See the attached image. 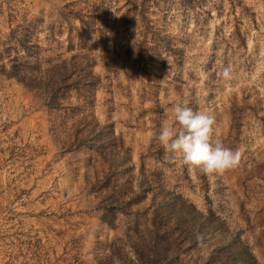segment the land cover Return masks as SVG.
Masks as SVG:
<instances>
[{
	"label": "rangeland",
	"instance_id": "374dc122",
	"mask_svg": "<svg viewBox=\"0 0 264 264\" xmlns=\"http://www.w3.org/2000/svg\"><path fill=\"white\" fill-rule=\"evenodd\" d=\"M62 62L83 76L48 107ZM176 104L241 165L170 161ZM155 205L178 226L149 264H264V0H0V264H138Z\"/></svg>",
	"mask_w": 264,
	"mask_h": 264
},
{
	"label": "clouds",
	"instance_id": "9594fccd",
	"mask_svg": "<svg viewBox=\"0 0 264 264\" xmlns=\"http://www.w3.org/2000/svg\"><path fill=\"white\" fill-rule=\"evenodd\" d=\"M222 75L230 79L231 69L226 67ZM172 114L175 124L163 126L158 136L170 161L180 158L190 171L207 176L223 175L241 165L239 149L232 150L214 139V115L182 104L174 105Z\"/></svg>",
	"mask_w": 264,
	"mask_h": 264
},
{
	"label": "trees",
	"instance_id": "16d2710c",
	"mask_svg": "<svg viewBox=\"0 0 264 264\" xmlns=\"http://www.w3.org/2000/svg\"><path fill=\"white\" fill-rule=\"evenodd\" d=\"M72 67H68L66 63L62 62L60 65H58V69H61L62 71L58 72L60 74L57 78L51 79V77H47V80L41 81V84L44 86V91L46 94L45 100L48 104V107L56 108L60 105V103L57 102L59 97L56 94V91H58L62 86H74L75 89L77 88V84L80 82V75H82L78 70H80V67L77 65H71ZM81 71V70H80ZM80 74V75H79ZM72 76H74L72 78ZM76 76H78L76 78ZM83 76V75H82ZM21 82L23 84H26L24 82V79H21ZM35 80V79H34ZM37 83V82H36ZM95 129H93V132ZM81 133V132H79ZM81 136V135H80ZM76 138L77 135H75ZM74 137V138H75ZM171 213V214H170ZM173 211L167 210L165 205H155L153 206L152 214L155 217V225L153 229V237H152V243L149 245H145V240H139V243H136V241L131 243V250L134 253V259H130V262H136L138 264H149L150 261L149 257L152 256L155 259H153L155 262L159 260V258H168L170 254H173L172 247L174 245V242L176 239L174 237V229L178 226V222L176 217H173L175 220L172 222V220H168L167 215L172 216ZM197 213V212H196ZM199 213V212H198ZM139 232V231H138ZM141 237V236H140ZM142 238V237H141ZM123 249V248H118ZM110 254H105L100 256L102 259V262H105L106 260H110ZM252 260L253 257H251ZM97 264H100L97 259Z\"/></svg>",
	"mask_w": 264,
	"mask_h": 264
}]
</instances>
